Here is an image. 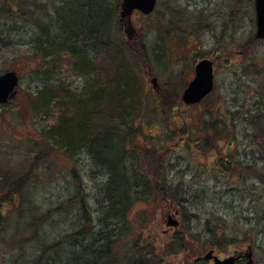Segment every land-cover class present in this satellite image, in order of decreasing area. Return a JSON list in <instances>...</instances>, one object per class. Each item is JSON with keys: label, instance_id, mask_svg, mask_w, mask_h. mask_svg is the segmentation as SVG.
Returning <instances> with one entry per match:
<instances>
[{"label": "rangeland", "instance_id": "rangeland-1", "mask_svg": "<svg viewBox=\"0 0 264 264\" xmlns=\"http://www.w3.org/2000/svg\"><path fill=\"white\" fill-rule=\"evenodd\" d=\"M98 1L23 0L14 3L12 8L9 4L6 5L8 8L0 7V73L16 70L20 76L16 96L7 103H0V177L11 174V180L18 179L34 165L33 157L42 152L48 162L34 165L37 177L29 184L32 190L29 192L39 206V214L44 215L48 208H56L68 201L76 189L70 174V168L74 166L73 158L59 151L55 141L45 134L57 125L64 107L59 102L47 109L37 107L35 93L43 88L46 78L54 87L66 86L82 93L86 76L75 70L68 50L59 56H44V50L36 45L37 38L41 37L42 41L40 26L28 17L34 12L33 16H37L39 22L48 23L51 20L59 27L65 25L68 29H75L87 20V11L93 7L99 9ZM105 1L108 5H119L116 17L119 20L121 0ZM165 12L168 15L166 18ZM99 14L100 19L106 16L103 11ZM111 14L108 13V16ZM132 24L137 35L131 41L127 39L126 44L136 56V71L132 73V78L136 79L140 98L144 102L142 106L137 104L142 111L136 120L140 128L133 138L136 154L131 152L129 158L131 163L140 161L141 166L147 165L149 172L163 163L167 174V164H173L169 177L173 179V185H179L181 193L177 199L184 197L190 201L185 211L180 213H176L178 204L169 202L157 192L147 198L148 201H137L128 215L131 232L122 240L120 248L136 241L165 262L187 264L205 255L209 250L207 247L218 242L216 238H211L208 226L216 227L224 223L226 235L238 231L239 227L241 232L251 229L250 236L254 241L231 244L226 249L223 246L227 239L220 238L219 246L222 248H218L216 254L226 257L246 252L251 244L253 264H264V230H261L264 226H252L245 220L250 209L264 206V181H258L257 175L250 174L253 170L248 167L243 177H248L246 183L240 181L241 176L235 180L216 181L209 167L221 154L220 144L217 143L215 150L204 151L200 147L201 142L196 143V136L208 137V132H200V129L204 116L210 110L216 117L230 120L232 114L228 110L245 111L246 108L257 109L260 106L258 100L261 101L260 93L264 92V39L255 37L254 0H159L153 14L134 11ZM54 28L51 30L55 31ZM117 35L118 39L126 40L125 32ZM39 44L41 46L42 42ZM77 44L84 46L85 43ZM100 45H103L102 41ZM104 45L97 51L91 46L88 55L111 76L116 72L115 66H120L121 58L117 56L120 51L115 45ZM206 56L217 61L215 89L203 102L188 105L181 97L193 75L194 60ZM153 78H157L156 83ZM59 95L60 100L66 97L62 92ZM70 107L72 114L75 109ZM218 109L221 110L220 116L215 112ZM101 120L105 121V117ZM237 122L235 147L242 152L251 150L241 157L256 161L255 169L264 173L260 171L261 167L264 169V153L256 143H250L252 136H246V133L254 131L253 125L246 119L239 118ZM226 133H231L233 137V131H223L219 139L227 149ZM82 160L90 165L85 154ZM79 174L85 188L82 194L87 195V203L92 210L98 203L96 196L106 178L99 176L97 180H92L85 178L84 173L83 179V169ZM253 183H256V188H250ZM0 198L3 199V196ZM7 199L4 200L5 207L13 204ZM73 208L71 205L68 211L54 212L43 223L41 230L43 228L49 233L50 240L74 228L79 209L75 207V212L71 214ZM94 215L98 216V213ZM170 217L180 221L178 226L169 224ZM19 221L22 222V219ZM10 223L14 224V220ZM9 228L2 234L6 240L0 238V264H19L23 261L18 255L17 243L24 241L29 232L22 228L24 233L17 240H11L10 235L15 228L11 225ZM182 231L189 240H184L183 249L177 251L172 249L176 245L173 238ZM35 246L33 243L25 245L27 257ZM243 262L246 263V258ZM208 263L214 264L213 261Z\"/></svg>", "mask_w": 264, "mask_h": 264}, {"label": "trees", "instance_id": "trees-1", "mask_svg": "<svg viewBox=\"0 0 264 264\" xmlns=\"http://www.w3.org/2000/svg\"><path fill=\"white\" fill-rule=\"evenodd\" d=\"M17 2H23V0H0V7L9 4L12 8ZM98 4L99 9L93 7L87 11V20L81 26L74 27L75 29H68L65 25L59 27L51 20L48 23L43 20L39 22L37 16H33L34 12L28 17L33 21L32 23L40 26L42 41L41 37L37 38L36 45L44 50V56H59L63 51H70L76 66L74 69L86 76V82L82 87L84 91L78 93L76 89L72 91L65 85H63L65 87H54L46 78L43 80V88H40L37 94L35 93L37 107L47 109L56 106L57 102L64 107L57 125L48 129L45 134L55 141L59 151L74 160V166L70 168L76 189L73 197L56 208H48L44 215L37 212L39 206L33 195H30L29 191L32 190L29 184L37 177L34 165L48 162L42 152L33 157L34 165L18 179L11 180V174H2L0 177V197L3 196V199L0 198V203L3 201L0 205V226H2L0 238L3 241L6 240L2 234L10 230V228L7 229L10 225L15 228L10 235L11 240H17L19 235L24 233L22 228L29 232L28 236L24 237V241L17 243L18 255L23 261L19 264H171L162 260L153 251L145 250L144 245L139 242L123 245L122 249L119 246L131 232L128 215L137 201H148L151 195L157 192L159 195H164L169 202L178 204V209L183 212L190 200L184 197L177 199L181 193L179 185H173L174 181L169 177V171L174 169L173 164H167L169 171L166 174L163 163H159L153 172H149L147 165L144 164L143 168L140 161L136 163L130 161V153L136 154L133 138L138 135L140 126L137 125L136 120L142 112L137 108V104L142 106L141 103L144 102L140 98L136 79L132 78V73L136 71V56L131 52V48L128 49L127 37L126 40L118 39L117 33L121 36L124 32L123 21L116 18L119 5L117 7L108 5L105 0L103 3L99 0ZM101 11L106 14L107 20L105 17L100 19ZM108 13L112 14L108 16ZM167 16L165 12L164 17ZM53 26L55 31L51 30ZM101 41L103 45H115L120 51L117 56L121 58V63L119 67L115 66L114 75L110 76L104 67L96 65V61L88 55V48L91 46H94L96 51L103 46L100 45ZM39 42H42L41 46ZM77 42L85 44L79 46ZM58 45L61 46L58 47ZM60 92L66 96L65 99H59ZM260 94L261 101L258 100L260 106L257 109L228 110L232 114L230 120L216 117L212 110L204 116L200 132L207 131L208 137L203 139V136H196V143L201 142L200 147L204 151L222 148L221 154L209 167V172L216 181L235 180L237 176H241L240 181L246 183L245 180L248 177H243L247 167L253 170L250 174L257 175L258 181H264V173L255 169L258 163L241 157L252 151L242 152L235 147L237 139L234 134L237 120L246 119L254 127V131L246 133V136H252L250 143H256L260 151L264 153V132L261 134L264 130V92ZM70 106L75 109L72 114ZM215 112L220 116V109ZM101 117H105V121L100 122ZM223 131H233V137L230 136L231 133H226L227 149L223 147V142L219 139ZM217 143L220 144L218 147ZM84 154L89 158L90 165L82 160ZM81 169H83L81 174L83 179L84 173H86L85 178L92 180H97L99 176L106 178L96 196L98 203L92 210L87 203V195L82 194L85 188L79 174ZM260 171L263 172L264 169L261 167ZM256 186V183H253L250 188H256ZM7 197V201L13 203L9 207L4 205ZM71 205L74 206L71 214L75 212V207L79 209V217L74 223V228L50 240L49 233L43 228L41 230L43 223L48 221L54 212L68 211ZM94 213H98V216ZM249 213L245 217L246 222L252 226L253 224L264 226L263 205L250 209ZM75 214L77 216V212ZM220 216L223 218L222 215ZM19 219H22V222ZM11 220H14V224L10 223ZM222 221L226 222V219ZM208 230L211 238H216L218 242L206 247L209 246L207 248L215 251L222 248L219 246L220 238L227 239V243L223 246L226 249L231 244L254 241L252 235L250 236L251 229L241 232L239 227L238 231L226 235L227 227L222 223L216 227L208 226ZM261 230L263 231L264 228ZM241 235L242 238L239 239ZM186 237L189 238L185 231L176 233L173 238L176 245L174 244L172 249L177 251L183 249L184 240L185 242L189 240H186ZM29 243L36 246L27 257L25 245ZM187 264L209 263L203 256H198L195 262ZM237 264L246 263L240 260Z\"/></svg>", "mask_w": 264, "mask_h": 264}, {"label": "water", "instance_id": "water-1", "mask_svg": "<svg viewBox=\"0 0 264 264\" xmlns=\"http://www.w3.org/2000/svg\"><path fill=\"white\" fill-rule=\"evenodd\" d=\"M157 0H123L122 4V19L125 22V30L129 36H132L135 32V28L132 24V12L135 9H139L144 13H150L154 10ZM256 10V38H264V0H255ZM214 60L210 58H203L196 63L195 77L188 84L183 92L182 99L188 104H196L201 102L215 86L214 75ZM19 74L16 70H9L4 73H0V102L5 103L16 96L19 86ZM154 83L157 82V78H153ZM170 225L177 226L179 221L170 217ZM248 257V264H253V249L250 248L245 252ZM206 259H214L215 264H234L238 257L229 256L221 259L214 254V250H210L205 254Z\"/></svg>", "mask_w": 264, "mask_h": 264}, {"label": "flooded vegetation", "instance_id": "flooded-vegetation-1", "mask_svg": "<svg viewBox=\"0 0 264 264\" xmlns=\"http://www.w3.org/2000/svg\"><path fill=\"white\" fill-rule=\"evenodd\" d=\"M121 4H122V0H121V3H120V7H121ZM125 32V31H124ZM137 35V33L135 32V34L134 35H132V36H130V38H129V36L127 35V39H128V41H131L132 39H134V37ZM206 57H208V56H206ZM206 57H201V58H196L194 61H195V64L199 61V60H201L202 58H206ZM209 58V57H208ZM212 59V58H211ZM212 60H214V62H215V80H216V72H217V69H216V64H217V61H216V59L215 58H213ZM195 75H196V73H195V65H194V67H193V75H192V77L190 78V80H189V82H188V84L193 80V78L195 77ZM188 84L186 85V87L188 86ZM185 90V89H184ZM184 92V91H183ZM182 98V97H181ZM245 259V257H242V258H240V259H238V261H243ZM238 261H237V263H238Z\"/></svg>", "mask_w": 264, "mask_h": 264}]
</instances>
